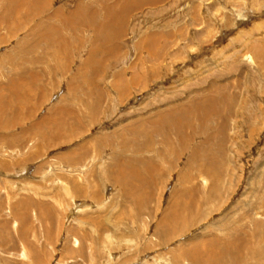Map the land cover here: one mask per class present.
<instances>
[{
	"label": "rangeland",
	"instance_id": "1",
	"mask_svg": "<svg viewBox=\"0 0 264 264\" xmlns=\"http://www.w3.org/2000/svg\"><path fill=\"white\" fill-rule=\"evenodd\" d=\"M8 1L0 0V264H264V0H136L102 42L94 28L104 3L117 11L118 0H42V9L31 1L18 16ZM77 1L96 12L88 27L66 23ZM17 51L45 52L46 61L18 62ZM21 79L32 86L27 102L26 87L6 85ZM211 80L236 93L232 107L216 105L226 92ZM164 109L175 126L151 128L146 121ZM138 117L147 120L133 137ZM124 129L126 144L116 135Z\"/></svg>",
	"mask_w": 264,
	"mask_h": 264
},
{
	"label": "bare ground",
	"instance_id": "2",
	"mask_svg": "<svg viewBox=\"0 0 264 264\" xmlns=\"http://www.w3.org/2000/svg\"><path fill=\"white\" fill-rule=\"evenodd\" d=\"M10 1V0H9ZM8 1V2H9ZM22 0H19V1H16V0H11L10 1V6H9V8L6 10V12H8V13H12V12H9V11H11L12 10V8L13 7H15V2H17L18 3V8L15 10V11H13V13H12V15H16V16H18V14L19 13H22V12H20L21 10H20V8H25V7H27L30 3H31V1H33L35 4H37V5H40L39 6V8H43L44 7V5H43V1L42 0H26L25 1V3L26 2H28V4H22V2H21ZM45 1V0H44ZM118 1H120L119 3H121V4H117V6H118V8H117V11H113V8H111L110 9V7L111 6H108L107 5V3H104V5H103V8L104 9H106L107 10V14L105 15L106 17L105 18H103L101 21H102V23H100L99 25H97L96 26V28H94V32L96 33V36H98V39H100V41L102 42V36L104 37V38H106V40H108V37H109V31H111V29H113V28H111L112 26H113V24L114 25H119V26H124L125 25V22H126V20H127V18L126 17H128L129 16V13H131V12H133V11H135V10H137V9H139V7H137L136 5H137V3H136V0H118ZM146 0H144V1H142L141 0V2L140 3H142V2H145ZM19 2H20V4H22V5H20L19 4ZM156 2V1H155ZM101 3V2H100ZM140 3H138V4H140ZM102 4V3H101ZM115 4V3H114ZM151 4H153V3H151V2H145L144 4L142 3V5L141 6H148V5H151ZM17 6V5H16ZM86 5L83 3V2H81V1H77V3L75 4V7L72 9V10H68V14L70 15L69 17H67L68 18V20H66V23H70V27L71 28H78L79 26H77V23H76V20H81L82 22H81V24H80V26H82V27H88V24H87V21H94L93 20V18H94V16L96 15V12H95V10L94 9H92V8H90V7H85ZM113 6V5H112ZM141 6H140V8H141ZM114 7H115V5H114ZM133 7H135V9L133 8ZM5 8V7H4ZM85 8V9H84ZM130 8H133V9H131V11H129L130 10ZM29 9V8H28ZM89 10H90V13H89ZM48 11H49V9L46 11V13H48ZM41 11H39V13H40ZM43 12H45V9H44V11ZM61 10L60 9H55L54 11H52L51 13H49V14H52V13H55V16L56 17H58V18H60V17H66V16H63L61 13ZM127 13L126 14V16H125V18H124V14L125 13ZM24 14H25V12H24ZM36 14V13H35ZM7 15V14H6ZM21 16H22V14H21ZM68 16V15H67ZM104 16V15H103ZM74 17V18H73ZM10 18V17H9ZM8 18V19H9ZM81 18V19H80ZM40 21H42V16L41 17H39L38 18ZM73 20V19H75L74 21H70V20ZM98 19V18H97ZM96 19V20H97ZM4 20H5V17H4ZM20 20V19H19ZM118 20V21H117ZM40 21L38 22V23H35L34 24V29L35 30H39V26L41 25L40 24ZM98 21V20H97ZM21 21H18V22H16L17 23V25H19L20 26V23ZM114 22V23H113ZM10 23V22H9ZM75 23V24H74ZM117 23V24H116ZM5 24V23H4ZM11 24V23H10ZM12 24H15V23H12ZM71 24H72V26H71ZM74 24V25H73ZM1 25V24H0ZM16 26V25H15ZM18 26V27H19ZM20 28V27H19ZM16 29H17V27H16ZM51 29V28H50ZM55 28H53V30H54ZM57 30H59V32H60V27H58V28H56ZM56 29H55V31H56ZM14 30V29H13ZM12 30V31H13ZM16 32V31H15ZM53 32V31H52ZM12 33V32H11ZM29 33V32H28ZM55 33H56V35H55ZM54 33V36L53 37H55L56 36V38L55 39H53L52 38V42L51 43H49L50 45H51V47H49V48H53V49H55V50H53L54 51V53H52L51 54V56L50 57H52V59L54 60V61H59L60 60V40H62V39H60L61 37L60 36H57V32H55ZM105 34H106V36H105ZM114 34L116 35V38L120 35V33H116V32H114ZM114 34H112L111 35V37H110V40L109 41H112L114 38H115V35ZM118 34V35H117ZM33 35V34H32ZM41 35H43V34H41ZM44 36V35H43ZM27 37V36H26ZM119 39H120V36L118 37ZM33 39V38H32ZM35 39V38H34ZM47 39H49V38H47ZM96 39V38H95ZM94 39V40H95ZM27 40V39H26ZM44 40V39H43ZM64 40H66V39H64ZM63 40V41H64ZM47 41V40H46ZM115 41V40H114ZM114 41H112V42H114ZM92 42H93V40H92ZM47 43V44H48ZM106 43V42H105ZM95 44V43H94ZM93 43H92V45H94ZM108 44V43H107ZM26 45V44H25ZM15 46V45H14ZM28 46H30V45H28ZM28 46H27V48H28ZM21 47V46H20ZM247 45H245V44H242V48H244V49H247ZM250 47V46H249ZM252 47V46H251ZM91 48H93V47H91ZM18 49V48H17ZM31 49V48H30ZM29 49V50H30ZM39 49V48H38ZM40 50V49H39ZM96 50V49H95ZM99 50V49H98ZM97 50V51H98ZM52 51V50H51ZM51 51H49L48 52V54H50V52ZM92 51V50H91ZM118 51V50H117ZM32 52V51H31ZM37 52V51H36ZM109 52V54L111 53V50H109V51H107V53ZM24 53V52H23ZM22 53V54H23ZM97 53V52H96ZM18 51H17V53L15 54V52H14V56H13V58L15 57L17 60L16 61H18V62H24V61H31L32 60V62H33V64H36L37 63V61H40V60H43L44 59V61H46L45 60V58H46V56L47 55H45L46 53L45 52H43V53H40V55H39V53L37 54V58L36 57H33V56H35V53L34 54H30V56L28 57L27 56V54L28 53H26V54H23V55H21L20 53L18 54ZM99 54V53H98ZM127 55V54H126ZM41 56H45V57H41ZM7 57V56H6ZM31 57V58H30ZM33 57V58H32ZM93 57V56H92ZM246 57H248V58H250V56H246ZM24 58H27V59H24ZM28 58H30V59H28ZM12 59V58H11ZM91 60V62H88V63H94V60H92V59H90ZM13 62V61H12ZM17 62V64H19ZM86 62V61H85ZM97 62V61H96ZM84 64V63H83ZM92 65V64H91ZM13 66V65H12ZM14 67V66H13ZM47 67H49V66H47ZM83 67V66H82ZM87 67V66H86ZM89 67V66H88ZM92 67H93V65H92ZM11 69H12V67H10ZM15 68V67H14ZM90 68V67H89ZM16 69V68H15ZM24 69V68H23ZM9 70V69H8ZM17 70V69H16ZM29 70H30V68H29ZM46 70V69H45ZM58 70H59V68H58ZM77 70V69H76ZM82 70V69H81ZM80 70V72H82ZM92 70V73L94 74V68H92L91 69ZM97 70V69H96ZM99 71V70H98ZM31 72V71H30ZM79 72V73H80ZM87 71H85L84 72V74L86 73ZM45 73H46V71H45ZM79 73H77V74H79ZM33 73H31V75H32ZM81 74V73H80ZM83 74V73H82ZM93 74H91L90 73V75L87 77V79H85V80H90V81H87V85H90L91 87H93L94 86V88H96V85L94 84V81H93V77H92V75ZM86 75V74H85ZM120 75H122V73H119V74H115V75H113L115 78H116V76L118 77V76H120ZM87 76V75H86ZM134 76L135 75H133L132 76V78L133 79H135L134 78ZM33 77V76H32ZM36 77V76H35ZM79 78V77H78ZM83 78V77H82ZM122 78V77H121ZM120 77H119V79H121ZM14 79V78H13ZM15 80V79H14ZM125 80V79H124ZM28 81V80H27ZM27 81H24V80H18V81H16V82H13V80H11L10 81V84H6V85H9V87H10V89H12V92H13V89H14V86H15V88H17V86H20V85H23L24 87H26V89L27 90H29V92H26V90H25V93H24V96H25V94L27 95V94H31V92H32V86H31V84L29 83V82H27ZM82 81V80H81ZM91 81L93 82V83H91ZM133 81V80H132ZM13 82V83H12ZM131 82V81H130ZM129 82V83H130ZM212 82H213V80H211L210 81V85L212 84ZM20 84V85H19ZM69 84V83H68ZM5 85V84H4ZM12 85V86H11ZM114 85V84H113ZM212 85H214L215 86V88H214V91L217 89V91H218V93H219V95H223V92H222V90H224V86H222V85H220L219 84V82H216V84L215 83H213ZM77 86V89H79V87L81 86V90H83V92L85 93V94H87V92L89 93V91H87L86 92V89H85V85H83V84H78V85H76ZM70 87H71V84H70ZM88 87V86H87ZM20 88H22L23 90H24V88L23 87H21L20 86ZM75 88V87H74ZM72 89H73V87H72ZM74 90V89H73ZM226 90V89H225ZM224 90V91H225ZM75 91H76V89H75ZM235 91V90H234ZM11 92V93H12ZM23 92V91H22ZM74 92V91H73ZM72 92V93H73ZM79 92H81V91H79ZM97 92V91H96ZM98 92L100 93L101 91L100 90H98ZM97 92V96L99 95V93ZM226 92V96H225V99L224 100H218V99H215V97H213V95H211V96H207V97H201L200 99L199 98H195L192 102H190V103H193L190 107L192 108V107H198V108H200V107H203V106H206V103H207V100H213V99H215V102H216V105H220L221 107L222 106H224L225 104H230L229 105V107L231 106L232 107V105H234V100L236 99V93L235 92H228V91H225ZM70 93V92H69ZM83 93V94H84ZM75 94V93H74ZM27 97H29V98H31V96H27ZM99 98V97H98ZM3 100V99H2ZM24 100H25V102H27L28 101V98H26V96L24 97ZM170 103H172V102H170ZM211 103H213V102H211ZM91 104H93V102L91 103ZM179 104V103H178ZM178 104H176V103H172L171 104V106H169V105H166V106H168L169 107V109L170 108H172V107H176ZM182 104V106H179L178 108H179V110H186V108H188L187 106L188 105H186V102L185 103H181ZM213 106V105H212ZM211 106V107H212ZM167 107V108H168ZM246 107V105L244 106V108ZM166 108V107H165ZM163 109V108H162ZM169 109H164L165 111L163 112V113H159V114H157L156 116H152V120H149V121H146L147 119L145 118V117H138L139 119H137V121H133L132 122V124L130 125V127H129V129L131 130V134H132V136L133 137H135L136 135H137V133H139L140 132V130H142V127H143V125H144V122L146 121V123L147 124H151L152 126H150L151 128L153 127V126H155L156 124H160V123H162L164 120H166L169 124L168 125H171V129L173 128V126H175V124H174V120L169 116L172 112H169L168 113V111H169ZM231 109V108H230ZM156 110H159V109H156ZM211 110H214V108L213 109H211ZM153 111V110H152ZM187 111V110H186ZM154 113V112H153ZM152 115V114H151ZM189 115V114H188ZM218 115V114H217ZM206 117V116H205ZM44 119V118H43ZM150 119H151V117H150ZM225 118H222V121H221V123L219 124L220 125V127H221V129H223V127L224 126H226V122H225V120H224ZM205 120V119H204ZM41 123H42V119H41ZM145 123V124H146ZM165 123V122H164ZM149 125H147V126H149ZM33 126V125H32ZM158 126V125H157ZM156 127V126H155ZM153 129H154V127H153ZM164 129H165V127H164ZM167 129V128H166ZM32 130V129H31ZM40 130V129H39ZM156 130H157V127H156ZM176 130H178L179 131V127H176ZM35 131V130H34ZM161 131V130H160ZM164 131V130H163ZM201 131H203V130H201ZM122 133H124V135L123 136H121V133H119V132H117L116 133V135L117 136H119L120 138H123L124 140H123V142H125V144L126 143H128L129 141H128V135H127V129H124V130H122L121 131ZM156 132V131H155ZM224 132V131H223ZM226 133V132H225ZM145 134V133H144ZM149 134H150V132H149ZM154 134V133H153ZM162 134V133H161ZM161 134H160V137H161ZM158 135H156V137H157ZM180 136V135H179ZM132 137V138H133ZM152 137H154V136H152ZM159 137V136H158ZM180 138H188V135H185V136H180ZM155 139V138H154ZM161 139V142L163 143V144H165L166 146H169L170 144H169V142H165L164 143V141H163V139L162 138H160ZM167 140V136H164V140ZM168 141V140H167ZM219 141H221V140H219ZM132 142V141H131ZM156 142V141H155ZM120 143H122V142H120ZM141 143V142H140ZM215 143H217V145H219V143L216 141ZM112 144V143H111ZM115 144V143H114ZM152 144V143H151ZM221 144V143H220ZM117 145V144H116ZM139 145H141V144H139ZM144 145V144H143ZM113 145H111V147H112ZM127 146V145H126ZM126 146H124L123 144L122 145H120V147H121V150H123V149H127V147ZM110 147V146H109ZM117 147V146H116ZM139 147V146H138ZM147 147V146H146ZM113 148V147H112ZM198 148V149H197ZM196 148V146L194 147V151H193V154L190 156V159L186 162V164H187V166L186 167H188L186 170L188 171L189 170V168H192V164H193V162L194 161H197L198 159H197V155L199 154V146ZM115 151H116V149L115 148H113ZM160 150H161V148H159ZM159 149H158V151H159ZM129 149H127V151H128ZM136 150V149H135ZM110 151H111V149H110ZM126 151V150H125ZM124 151V152H125ZM164 151L166 152V153H168V151H166L165 150V147H164ZM111 152H113V151H111ZM110 152V153H111ZM118 152V151H117ZM123 151H122V153H124ZM115 154V153H114ZM201 154H203V156H208V153L207 154H204L202 151H201ZM127 155V154H126ZM123 156H124V154H123ZM113 157H114V155H113ZM119 157V156H118ZM116 158V157H115ZM117 162V161H116ZM122 163V162H121ZM126 163V162H125ZM129 163V162H128ZM118 164V163H117ZM116 164V165H117ZM123 164V163H122ZM132 164V163H131ZM120 165V164H119ZM134 166V165H133ZM120 169H121V166H120ZM122 169H123V166H122ZM121 171V170H120ZM197 171L199 172V173H201V169H197ZM122 172V171H121ZM182 172V171H181ZM123 173V172H122ZM128 173V172H127ZM179 174V173H178ZM188 174L190 175V172L188 171ZM201 174H203V173H201ZM134 175L136 176L137 174H136V171L134 170ZM184 177H185V175H184ZM181 178H183L182 177V174H181V176H180V180H181ZM118 182H119V179H118ZM215 182H216V184H217V186H219V181H217L216 180V178H215ZM123 183V182H122ZM219 187H217V189L214 191V189H209V197L210 196H215V195H217L218 193L217 192H219L220 191V189H218ZM193 190H196V189H193ZM208 198V197H207ZM248 205H251V202H249V204ZM172 206V205H171ZM174 206V205H173ZM171 208V207H170ZM167 214V213H166ZM163 219V218H162ZM157 230V229H156ZM160 231V230H159ZM161 232H163V231H161ZM164 233V232H163ZM225 236H227V235H225ZM218 238V237H217ZM211 243H213V242H211ZM216 244V243H215ZM229 245L230 243H229V241H224V242H222V244H221V248H222V245ZM226 245H225V247H223L224 249H226ZM211 247H212V244H211ZM240 247V246H239ZM217 248V247H216ZM215 248V249H216ZM228 249H230V248H228ZM236 249H238V248H236ZM221 250V249H220ZM222 251V250H221ZM222 252H224V251H222ZM227 252V251H226ZM229 253V252H228ZM197 258H199V257H197V256H195V255H191V258H190V260H191V262H194V261H196V259ZM197 261H199V259L197 260Z\"/></svg>",
	"mask_w": 264,
	"mask_h": 264
}]
</instances>
